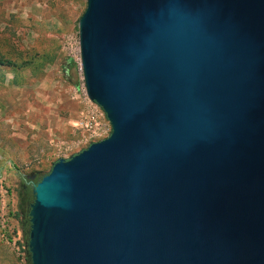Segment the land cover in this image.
<instances>
[{
	"label": "water",
	"instance_id": "water-1",
	"mask_svg": "<svg viewBox=\"0 0 264 264\" xmlns=\"http://www.w3.org/2000/svg\"><path fill=\"white\" fill-rule=\"evenodd\" d=\"M79 49L111 132L33 184L31 264H264V0H87Z\"/></svg>",
	"mask_w": 264,
	"mask_h": 264
},
{
	"label": "rangeland",
	"instance_id": "rangeland-1",
	"mask_svg": "<svg viewBox=\"0 0 264 264\" xmlns=\"http://www.w3.org/2000/svg\"><path fill=\"white\" fill-rule=\"evenodd\" d=\"M87 0H0V220L22 228L23 176L95 138L79 123L94 107L80 69L79 19ZM74 58L77 69L68 68ZM4 208V211H3ZM15 231V230H14ZM25 240H27L24 234ZM0 264H29L0 237Z\"/></svg>",
	"mask_w": 264,
	"mask_h": 264
},
{
	"label": "built area",
	"instance_id": "built-area-1",
	"mask_svg": "<svg viewBox=\"0 0 264 264\" xmlns=\"http://www.w3.org/2000/svg\"><path fill=\"white\" fill-rule=\"evenodd\" d=\"M81 69V66H80ZM96 110L89 111L86 119H83L79 123L83 128H87L88 132L95 138L104 137L111 132V125L106 118L103 110L95 103ZM4 211V208H3ZM0 220V237L4 242L12 245L15 250L21 255H29L28 240H25L24 231L22 228L11 229L9 226V219L6 217L5 212L2 214Z\"/></svg>",
	"mask_w": 264,
	"mask_h": 264
},
{
	"label": "trees",
	"instance_id": "trees-1",
	"mask_svg": "<svg viewBox=\"0 0 264 264\" xmlns=\"http://www.w3.org/2000/svg\"><path fill=\"white\" fill-rule=\"evenodd\" d=\"M68 68L71 70L72 68H75L77 69V62L75 61L74 58H69L68 59ZM26 196V197H25ZM27 196H28V191H23V195L22 197H25L21 203H20V208L22 209V212L18 213V216H21L22 217V221H21V225H22V229L24 231V234L27 238V240L29 239L28 238V231H29V221H28V216H27V212H26V201H27ZM28 263L31 264L30 262V257L28 255Z\"/></svg>",
	"mask_w": 264,
	"mask_h": 264
},
{
	"label": "flooded vegetation",
	"instance_id": "flooded-vegetation-1",
	"mask_svg": "<svg viewBox=\"0 0 264 264\" xmlns=\"http://www.w3.org/2000/svg\"><path fill=\"white\" fill-rule=\"evenodd\" d=\"M32 175H29V176H23V187H24V191H28V196H27V201H26V212L28 210V207L30 205V203L32 202L33 200V196H32V186L33 184L38 180L40 179V177L37 175L34 179L31 178ZM26 197V196H25ZM25 197H22L21 198V201L25 198Z\"/></svg>",
	"mask_w": 264,
	"mask_h": 264
},
{
	"label": "crops",
	"instance_id": "crops-1",
	"mask_svg": "<svg viewBox=\"0 0 264 264\" xmlns=\"http://www.w3.org/2000/svg\"><path fill=\"white\" fill-rule=\"evenodd\" d=\"M86 108L88 109V108H90V111L92 110H96V108H95V106L94 107H92L91 105H89V104H86ZM87 116H89V115H87Z\"/></svg>",
	"mask_w": 264,
	"mask_h": 264
}]
</instances>
